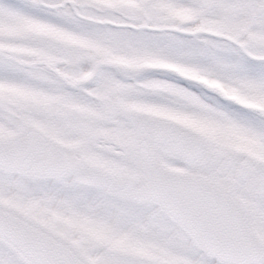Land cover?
I'll return each mask as SVG.
<instances>
[{"label": "snow or ice", "instance_id": "6c2138e0", "mask_svg": "<svg viewBox=\"0 0 264 264\" xmlns=\"http://www.w3.org/2000/svg\"><path fill=\"white\" fill-rule=\"evenodd\" d=\"M0 264H264V0H0Z\"/></svg>", "mask_w": 264, "mask_h": 264}]
</instances>
